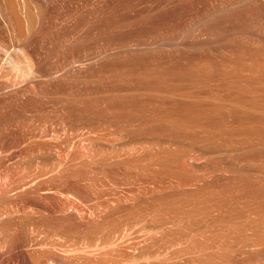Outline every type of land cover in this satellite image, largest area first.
I'll return each mask as SVG.
<instances>
[{
	"label": "rangeland",
	"instance_id": "1",
	"mask_svg": "<svg viewBox=\"0 0 264 264\" xmlns=\"http://www.w3.org/2000/svg\"><path fill=\"white\" fill-rule=\"evenodd\" d=\"M17 1L1 58L36 17ZM42 1L44 79L0 59L20 86L0 96V264H264V47L242 33L264 7L205 25L189 13L213 0H99V43L96 0ZM98 53L100 89L64 78Z\"/></svg>",
	"mask_w": 264,
	"mask_h": 264
},
{
	"label": "bare ground",
	"instance_id": "2",
	"mask_svg": "<svg viewBox=\"0 0 264 264\" xmlns=\"http://www.w3.org/2000/svg\"><path fill=\"white\" fill-rule=\"evenodd\" d=\"M10 1V5H11V7L12 8H15L19 3H18V1L17 0H9ZM22 1H24L23 3L25 4V2L27 1L28 3H29V6L31 7V8H33L32 10H31V8L29 9V11L31 12V14H33L32 13V11H35L36 12V14L34 13L33 14V16L34 15H36V17L34 16L33 17V21L32 20H30L29 18L28 19H26V15L24 16V14H26V13H23V16L20 18V17H18L17 18V20H16V22L18 23V25H19V35H18V39H17V42H18V46H17V49L15 50L13 47L14 46H12V50L10 51V49H9V51L11 52H9L8 50H6V51H8L10 54H14L13 53V51L15 52V54L13 55V56H8V54L6 55V56H4V58L2 57L1 58V56H0V59H2L3 61H1L2 63H1V65L2 66H4V67H6L7 69H9L10 70V72H12L13 74H11V76L12 75H15V77H17L18 78V76H20V75H23L21 78L23 79V77L24 76H26V77H28V79H29V77H30V79L31 80H34V81H36V83H39V81H40V79H41V77H42V75H41V72H43L42 71V66L44 65V64H42V62H43V57L41 58L40 56H39V54L35 51V48H33V44H32V38L37 34V32H38V29H39V27H40V24H41V22H42V19H43V16H42V14L44 15V13L46 14V13H48V12H50L51 11V5H50V1H46V2H43L42 0H22ZM26 2V3H27ZM80 2H81V4H80ZM253 2V3H252ZM18 3V4H17ZM28 3H27V6H28ZM252 3V5H254V3H255V7H252V5L250 6V4ZM24 4H22V5H24ZM93 6H94V8H95V12H94V17H93V20H94V22H95V33H94V36L93 37H95L97 40H98V42H99V40H100V37H103V36H100V34H101V29H103L104 30V28L101 26L102 24H101V21H102V17H103V13H102V9H101V7H100V1L99 0H96L95 2H94V4H93ZM25 7V6H24ZM258 7H264V0H213L212 2H210L209 4H208V7L207 8H205L204 9V11L203 12H195V11H193V13L194 14H191V13H189V16L190 17H192V16H196V17H200V19L202 20V21H204V23H205V25H206V21L207 22H215V21H218V20H221V19H223V18H225V19H228V18H230V16L233 18V19H236L237 18V16H239V15H244V14H247L248 12H250L252 9H254V8H258ZM2 8H4V7H2ZM28 8V7H27ZM85 8H86V6H85V2L83 1V0H79V2L77 3V5H76V7L74 8L75 10H77L81 15H84L85 14ZM25 9V8H24ZM264 9V8H263ZM1 10V9H0ZM20 10H22V8L20 9ZM19 10V11H20ZM74 11V10H73ZM73 11L72 10H67L65 13H70L71 14V12L73 13ZM21 12V11H20ZM23 12V11H22ZM25 12V11H24ZM28 12V11H27ZM17 13H18V10H17ZM16 13V14H17ZM64 13V14H65ZM15 14V15H16ZM22 14V13H21ZM188 14V13H187ZM260 16V19L262 20V22L264 21V11H261V12H259L258 13ZM30 15V14H29ZM47 15V14H46ZM63 15V14H62ZM20 16V15H19ZM31 16V15H30ZM16 17H17V15H16ZM23 17H24V19H23ZM68 17V16H67ZM74 17V16H73ZM187 17V16H186ZM61 18H63L64 19V17H61ZM196 19V18H195ZM224 19V20H225ZM259 19V20H260ZM27 20H29V21H27ZM192 20H193V18H192ZM197 20V19H196ZM27 22L28 23V28L26 27V25H25V28H27V30H23V22ZM75 21V20H74ZM198 21H199V19H198ZM197 21V22H198ZM4 22V21H3ZM71 22H73L72 20H71V18L69 19H66L65 21H63V23H60V28L61 29H63V30H65V31H68V30H70L71 29ZM194 22V21H193ZM27 23H25V24H27ZM74 23V22H73ZM261 23V22H260ZM194 24V23H193ZM197 24V23H196ZM199 26L201 25V24H198ZM83 26V25H82ZM197 26V25H196ZM81 27V26H80ZM86 27V26H85ZM101 27V28H100ZM190 27H192V26H190ZM3 28V27H2ZM86 30V29H85ZM207 30V29H206ZM200 31H202L201 29H200ZM86 32V31H85ZM104 32V31H103ZM102 32V33H103ZM194 32H195V30H194ZM202 32H204V30L202 31ZM206 32V31H205ZM68 33V32H67ZM242 33H244L245 35H252L253 36V38H254V40L256 41L255 43H257L258 45H262L263 47H264V24L263 25H260V27L258 28V27H256L255 25L253 26V28L252 29H249V28H245L243 31H242ZM6 34V33H5ZM209 34V33H208ZM11 35V34H10ZM82 35H84L85 36V34H81V36ZM83 36V37H84ZM64 37V36H63ZM71 37V36H70ZM82 37V38H83ZM68 38H69V36H68ZM63 39V38H62ZM95 39V40H96ZM205 39V38H204ZM204 39H202L199 43L201 44V43H204V44H206V42H205V40ZM67 38H66V42H67ZM94 40V41H95ZM198 40V39H197ZM229 41L230 42H232L233 41V37H231L230 39H229ZM97 42V43H98ZM185 42V41H184ZM236 42V41H235ZM235 42H233V43H235ZM61 43V42H60ZM62 43H65V42H62ZM100 43V42H99ZM216 45V44H215ZM2 46H4L3 44H2ZM35 47V46H34ZM96 47V46H95ZM97 48V47H96ZM101 48V47H100ZM5 49V48H4ZM4 49H3V47H1L0 46V53H2V54H4ZM14 49V50H13ZM99 49V48H98ZM99 51V50H98ZM96 54H97V52H96ZM100 54L101 53H98V55L95 57V58H97V63H96V67L93 69V71H92V73L91 74H88L87 72L85 73V75H84V72H85V70H83V69H78V70H76V71H72V73H70V75H63L60 71H58V73L60 72L63 76H64V78H66V79H69V76H71L72 78H75L74 80H79V78H81V77H88V78H91V79H95L94 81H96L97 83L96 84H98V86L97 87H99V89H100V81H101V79H102V76H101V67L102 66H100ZM1 55V54H0ZM3 56V55H2ZM94 56H95V54H94ZM94 58V57H93ZM44 61H46V63H47V60H44ZM65 62V61H64ZM70 62V61H69ZM68 62V63H69ZM45 63V64H46ZM57 63V62H56ZM102 64V63H101ZM57 65V64H56ZM2 66H0V68L2 67ZM54 66V65H53ZM56 67V66H55ZM46 68V67H45ZM53 68V67H52ZM57 68V67H56ZM71 68V67H70ZM1 70H3L2 68L0 69V71ZM54 70V69H53ZM60 70V69H59ZM62 70H63V68H62ZM71 70V69H70ZM8 71V70H7ZM46 71V70H45ZM56 71V70H55ZM103 71V70H102ZM53 72V71H52ZM65 72V74H67L66 73V71H64ZM8 73V72H7ZM46 73H47V71H46ZM54 73V72H53ZM56 73L57 72H55V75H56ZM52 75V74H51ZM54 75V74H53ZM50 76V75H49ZM57 76V75H56ZM54 77L55 79H57V77L59 76V74H58V76L57 77ZM1 77H3V76H1ZM26 77H24L25 79H23V80H26L27 78ZM52 77V76H51ZM7 78V77H6ZM14 78V77H13ZM20 78V77H19ZM16 79V80H18V82H19V80L20 79ZM50 78V77H49ZM59 78H62V77H60L59 76ZM12 79V78H11ZM26 80V81H29V80ZM42 79H44V78H42ZM41 79V80H42ZM52 79H53V77H52ZM51 79V80H52ZM3 80V79H2ZM8 80V79H7ZM9 81V80H8ZM12 81V80H11ZM15 81V80H14ZM16 82V81H15ZM17 82V84H18V86L20 85V83H18ZM31 82H33V81H31ZM1 83V82H0ZM6 83V82H5ZM35 83V84H36ZM12 84V83H11ZM10 84V82L8 83V84H6V85H11ZM32 84H34V82L32 83ZM41 84H42V82H41ZM13 85H14V83H13ZM1 86H3V85H0V96L1 97H4V96H10V94H12L13 93V95H14V93L15 92H17V89H19L20 88V86H19V88H15L14 86V88H11L10 89V87L9 88H7L6 86H5V84H4V86L7 88L6 89V91H4V89H5V87H4V89L2 88L1 89ZM17 86V87H18ZM41 86V85H40ZM11 87H12V85H11ZM41 88H42V86H41ZM10 89V90H9ZM40 89V88H39ZM98 89V90H99ZM40 92H41V89H40ZM99 92V91H98ZM15 94H17V93H15ZM8 96V97H9ZM6 98V97H5Z\"/></svg>",
	"mask_w": 264,
	"mask_h": 264
}]
</instances>
